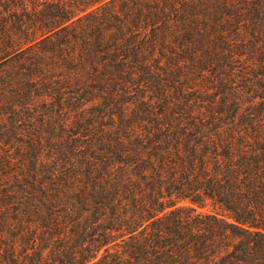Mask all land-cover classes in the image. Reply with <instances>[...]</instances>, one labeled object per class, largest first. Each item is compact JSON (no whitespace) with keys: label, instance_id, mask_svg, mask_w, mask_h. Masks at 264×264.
<instances>
[{"label":"trees","instance_id":"16d2710c","mask_svg":"<svg viewBox=\"0 0 264 264\" xmlns=\"http://www.w3.org/2000/svg\"><path fill=\"white\" fill-rule=\"evenodd\" d=\"M0 264H264V0H0Z\"/></svg>","mask_w":264,"mask_h":264},{"label":"rangeland","instance_id":"374dc122","mask_svg":"<svg viewBox=\"0 0 264 264\" xmlns=\"http://www.w3.org/2000/svg\"><path fill=\"white\" fill-rule=\"evenodd\" d=\"M207 208H208V209H211L212 207L209 205V206H207Z\"/></svg>","mask_w":264,"mask_h":264}]
</instances>
